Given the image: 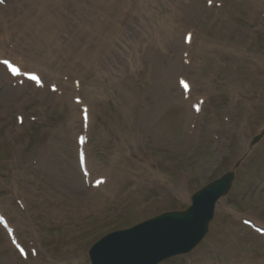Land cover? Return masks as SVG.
<instances>
[{
    "label": "rangeland",
    "instance_id": "rangeland-1",
    "mask_svg": "<svg viewBox=\"0 0 264 264\" xmlns=\"http://www.w3.org/2000/svg\"><path fill=\"white\" fill-rule=\"evenodd\" d=\"M3 1L2 56L12 57L16 46L44 56L67 43L68 51L64 45L47 58L58 70L49 75L25 65L40 72L43 86L23 76L0 85V210L28 250L20 255L0 224V264H91L88 250L99 238L187 208L191 195L229 170L264 130V0H122L125 40L115 33L103 42L108 54L90 66L100 48L95 29L65 16L55 22L57 38L44 42L47 16L36 0L20 1L15 12V0ZM166 31L171 43L161 53L156 44ZM140 40V58L153 62L147 81L132 59ZM71 58H84L83 75H75ZM0 67L8 73L3 60ZM152 80L165 89V103ZM18 88V102H8ZM83 132L87 175L76 142ZM101 177L105 183H93ZM79 198L99 205L98 213L84 219ZM53 205L60 212L64 205V218L51 215ZM244 218L264 227V136L237 170L205 239L159 264H264V235Z\"/></svg>",
    "mask_w": 264,
    "mask_h": 264
},
{
    "label": "bare ground",
    "instance_id": "bare-ground-1",
    "mask_svg": "<svg viewBox=\"0 0 264 264\" xmlns=\"http://www.w3.org/2000/svg\"><path fill=\"white\" fill-rule=\"evenodd\" d=\"M20 1L22 0H15L16 5L13 4V6H11L12 8L11 12H15L19 8V5H17V3H19ZM190 2H192V0H190ZM36 4H39V6L41 7L40 9L47 16L43 23V28H44L43 32L45 33L44 42L47 40L50 41L52 39L57 38L56 36L61 29L57 30L55 28L56 26L55 22L61 20L62 18H65V16H75L76 18H78L79 21L77 23L79 24V26L82 27V30H84L85 27H89L90 29L91 28L95 29L93 33L92 41H93V44L99 43L100 48H98V51L97 50L95 51V55L92 56L91 59H89L90 60L89 66L99 65V62H98L99 59L97 60V58H100L101 56L106 55V53L108 54L107 51L103 53L105 50L108 49V46L105 45L103 42L108 43L109 40L114 37L115 33H118L120 37V41L125 40V36L123 33L125 26H122V22H121V19L124 15V11L122 8L123 6L122 0H36ZM0 14L8 16L7 12L1 9H0ZM101 17L105 19L103 22H100ZM105 21H106V24H105ZM134 25L137 27L135 23ZM167 31L164 34V36L160 39V42L156 44L157 47H160V49L164 50V51H161V53L167 52L169 48L168 45H170L171 43L170 42L171 35ZM64 32L66 33V29L64 30ZM2 33L4 34V37L7 36V34H9L8 30L6 29H4ZM74 33H81V31L78 29V26L74 28ZM74 33L69 32L67 34L72 35ZM1 38L2 36H0V39ZM127 39L130 41V43L136 42V40L135 39L133 40L132 37L130 36H127ZM141 41L143 40H140L137 45L134 44V46L132 47L133 55L135 57L132 59L134 63L138 64V67L140 68L141 76L145 75L144 81H147L148 78L150 77V73H151L150 69L152 67L151 65H153V62L151 58H149L147 61L145 58H140L141 53L138 50V47L144 44V42H141ZM152 44L153 43L151 42L149 46H152ZM64 45H65V50L67 52L68 51V49H66L67 43H65ZM63 47H58L55 50V53L48 52L44 56H40L35 53L28 52L25 48L19 49V47L16 46L14 49H12L10 54L13 57L23 56V58H16L18 59V62H21L22 64L20 73H22L23 70L25 71V68H24L25 65L31 64L34 67H41V69H43L44 72H48V75H49V74H52L51 73L52 71L57 72L58 70L56 69L54 63H51L52 61L47 58H52L54 54H59L63 50ZM184 47L186 46L184 45ZM0 58L5 59L6 57L0 55ZM146 58H147V54H146ZM83 59L84 58H80L79 60L76 58H71L72 60L71 67L75 75H80V76L83 75L81 74L82 71L84 70L82 68L86 66V65H83L81 61ZM26 60L28 61V63H26ZM109 65L114 69L112 64L108 63L109 69L111 68ZM29 71H26V73ZM2 75H5V77L4 79L2 78V80H0V85H3L4 84L3 81L8 79V77H11L7 72H4L3 69H1L0 67V77ZM163 76L167 78V71H166V74H163ZM166 78H165L164 83L166 82ZM151 89L161 90L163 92V101H164L163 103L167 101V98L165 95V89L163 87H159V86L157 87L153 83V80H152ZM15 91H16L15 93H11L9 95V98L6 99L8 102H15V103L18 102L17 94H19L20 88H18ZM128 91L130 93V97L134 98L136 103L140 102L137 96L138 92L134 90V88H132L131 86H128ZM153 97L154 96L151 95V98ZM77 136H76V139H77ZM127 137L128 136H126L125 139H128ZM82 189H85V188H82ZM85 190L89 191L88 189H85ZM54 204H56V206H61V203H54ZM80 205L82 206V209H83L82 214L84 216L82 217H84V219H87V216L89 214H97L98 212L96 211V209L100 210L99 205H97L95 202L91 203V200L89 199H80ZM56 206L53 205L52 207L53 213H51V215H53L54 217L64 218L63 215L65 214H62L64 205L61 208V212L60 210L55 209ZM66 215L75 216V214H66ZM84 224H86V221H84ZM37 258H39V254H37Z\"/></svg>",
    "mask_w": 264,
    "mask_h": 264
},
{
    "label": "water",
    "instance_id": "water-1",
    "mask_svg": "<svg viewBox=\"0 0 264 264\" xmlns=\"http://www.w3.org/2000/svg\"><path fill=\"white\" fill-rule=\"evenodd\" d=\"M240 163L238 160L232 170L197 191L187 210L161 214L102 239L91 251L94 264H157L190 251L207 232L215 203L230 190Z\"/></svg>",
    "mask_w": 264,
    "mask_h": 264
},
{
    "label": "snow or ice",
    "instance_id": "snow-or-ice-1",
    "mask_svg": "<svg viewBox=\"0 0 264 264\" xmlns=\"http://www.w3.org/2000/svg\"><path fill=\"white\" fill-rule=\"evenodd\" d=\"M0 2H2V0H0ZM5 64H8L9 62L8 61H4ZM12 71H13V74H17L18 73V69H16L15 67H12ZM33 79H39L38 77H33ZM185 87H187V85H185Z\"/></svg>",
    "mask_w": 264,
    "mask_h": 264
}]
</instances>
